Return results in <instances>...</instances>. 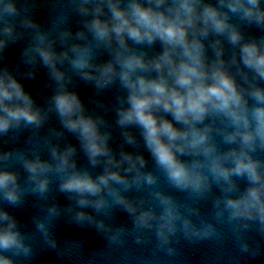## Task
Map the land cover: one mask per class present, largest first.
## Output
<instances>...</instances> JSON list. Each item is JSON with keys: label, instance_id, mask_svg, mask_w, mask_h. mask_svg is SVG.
I'll return each mask as SVG.
<instances>
[{"label": "clouds", "instance_id": "obj_1", "mask_svg": "<svg viewBox=\"0 0 264 264\" xmlns=\"http://www.w3.org/2000/svg\"><path fill=\"white\" fill-rule=\"evenodd\" d=\"M164 3V0H157V6ZM200 0H173L167 11L155 10L151 6H144L133 0L127 8H121L119 3H110L112 19L114 23L111 28L108 23L96 19L92 28L97 37L103 39L114 32L119 43L124 47V34L133 40L140 42L147 40L152 42L159 38L167 45L164 53L155 61V68L161 73L167 68L168 74L173 77L174 85L169 86L163 74L159 79L148 80L143 76L133 79V73L137 69L147 68L141 56L128 55L121 60L123 72L122 79L130 89L128 97L130 108L121 113L120 123H138L144 130L148 147L156 158L157 163L166 169L169 178L182 187L191 186L200 189L204 186L205 177L197 171L198 164L191 166L181 162L177 153L199 150L205 145L207 132L201 131L195 125L203 121L209 113H223L228 116L237 127H243L242 133H234L228 139L234 140L236 135L242 136L245 144H250L256 137L264 141V90L256 88L252 92L253 99L257 106L251 109L247 107L241 91L238 90L234 78L224 71L219 65L214 66L209 72L206 70L202 60V45L193 38L189 40V29L193 35L197 31L207 33L209 27L217 32H224L229 28L227 14H222L212 5H204L202 11H198ZM224 3V0H221ZM259 0H228L227 7L232 12H242L245 17H255L264 21V12L258 10ZM7 11L14 10L11 5ZM97 8V12H99ZM198 22L202 27L197 29ZM232 42L241 39V35L235 29L230 32ZM243 62L255 70L260 78H264V52L256 42L245 43L241 49ZM45 62L52 59L51 53L41 50ZM174 54L182 57L177 63ZM123 56V53H120ZM79 68L88 66V61L83 54L74 62ZM222 63V62H221ZM113 72L111 64L104 67L102 76H110ZM16 98L21 103L10 106L6 101ZM55 106L60 115L65 117L67 126L71 129H78L83 137L87 151L92 157H96L107 151L104 146V139L98 131L95 122L83 115L78 97L73 93H61L55 97ZM162 108L165 112H171L177 122L189 125L188 131H180L167 119H158L154 114L155 110ZM0 129H7L12 121L26 120L29 123L38 119V113L32 111L31 100L24 94L20 84L10 78L7 73L0 75ZM75 117V118H73ZM255 124L254 131L249 130ZM190 137V138H189ZM178 140L184 141L177 144ZM205 153H210L212 148L204 147ZM125 159L130 161V167L135 166L130 156ZM143 163L142 158H138ZM63 163H67L65 155ZM43 166L39 163H30L28 168L36 173ZM257 162L246 159V154L236 156L235 167L228 169L223 167L219 159L212 162V171L217 177L227 178L230 172L237 174L247 173L252 182L261 181L257 170ZM149 183L153 177H147ZM110 180L122 181L123 178L117 172H109L94 180L88 174H73L63 184V188L69 191L80 193H98L101 187L107 185ZM16 176L11 172H0V189L4 190L7 200L15 202L18 199L15 191ZM47 182L42 181L39 185L43 190ZM12 186V187H10ZM262 188L248 189L247 193L239 199H229L227 206L232 210V216L246 218L258 217L261 226L264 227V199H262ZM87 201L81 200V203ZM103 201L97 202L100 206ZM164 203L169 204L165 211L166 220L172 218L170 202L165 199ZM3 219H9L7 213L2 214ZM82 218V215H81ZM151 218L150 213H142L138 223L144 224ZM15 222H10L6 227L0 228V249L23 248V243L18 232L14 231ZM164 225H161L163 235ZM27 251V249H25ZM0 264H12L6 257H0Z\"/></svg>", "mask_w": 264, "mask_h": 264}]
</instances>
